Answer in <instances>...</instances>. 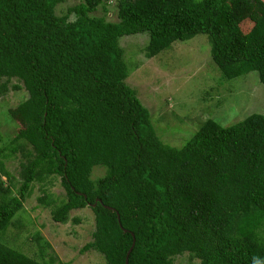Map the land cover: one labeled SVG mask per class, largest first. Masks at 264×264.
I'll use <instances>...</instances> for the list:
<instances>
[{
    "label": "trees",
    "instance_id": "1",
    "mask_svg": "<svg viewBox=\"0 0 264 264\" xmlns=\"http://www.w3.org/2000/svg\"><path fill=\"white\" fill-rule=\"evenodd\" d=\"M75 1L57 13L68 0H0V99L27 94L16 135L0 133V264H61L40 234L37 259L3 241L35 186L56 224L91 210L80 253L105 264H125L130 249L128 264H264V116L209 119L183 147L166 145L127 85L138 66L122 46L144 36L139 53L157 60L206 36L223 80L256 72L264 88V0ZM56 179L63 196L49 193Z\"/></svg>",
    "mask_w": 264,
    "mask_h": 264
},
{
    "label": "rangeland",
    "instance_id": "2",
    "mask_svg": "<svg viewBox=\"0 0 264 264\" xmlns=\"http://www.w3.org/2000/svg\"><path fill=\"white\" fill-rule=\"evenodd\" d=\"M75 0L58 7L64 12L75 4ZM111 12L108 20H115V5L109 4ZM101 13L100 10L98 14ZM252 23L245 20L241 24L243 33L251 30ZM146 43L144 36L123 40L129 59L138 66L127 80L129 88L140 98L142 105L150 112L151 121L157 135L166 144L181 148L193 133L207 120L221 127H228L247 117L258 114L264 116V88L259 83L256 72L226 81L210 62V47L206 36L174 46L171 52L157 60H147L139 53ZM26 92H11L0 99V133L5 140L12 139L19 130L14 108ZM7 169L17 177L18 160L6 162ZM103 169H94L92 178L103 176ZM52 196H63L59 179L49 186ZM41 196L37 186L25 200L23 210L12 221L5 232V244L30 258L37 259L36 234L49 243L51 252L61 264H105L95 252L80 253L90 242L94 230V216L89 208L71 212L66 224L52 221L49 209L38 206ZM73 220H78L74 223ZM187 256L178 257L173 264H186Z\"/></svg>",
    "mask_w": 264,
    "mask_h": 264
},
{
    "label": "water",
    "instance_id": "3",
    "mask_svg": "<svg viewBox=\"0 0 264 264\" xmlns=\"http://www.w3.org/2000/svg\"><path fill=\"white\" fill-rule=\"evenodd\" d=\"M133 247V246H132ZM130 251H131V249L128 251V253H127V256H126V260H125V264H128V255H129V253H130Z\"/></svg>",
    "mask_w": 264,
    "mask_h": 264
}]
</instances>
